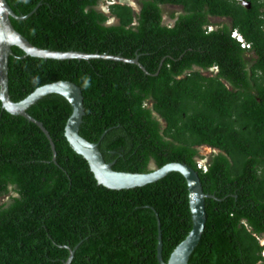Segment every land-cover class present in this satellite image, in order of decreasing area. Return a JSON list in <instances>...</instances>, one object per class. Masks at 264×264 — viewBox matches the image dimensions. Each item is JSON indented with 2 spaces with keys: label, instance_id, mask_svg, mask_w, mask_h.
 Returning <instances> with one entry per match:
<instances>
[{
  "label": "trees",
  "instance_id": "obj_1",
  "mask_svg": "<svg viewBox=\"0 0 264 264\" xmlns=\"http://www.w3.org/2000/svg\"><path fill=\"white\" fill-rule=\"evenodd\" d=\"M6 1L16 14L36 6L10 18L32 44L138 56L148 72L117 60L24 56L13 46L11 99L55 80L76 83L85 108L79 133L98 142L114 170L183 161L214 194L189 264H264V0H139L138 11L114 2L109 14L103 0ZM164 4L182 7L172 25L161 21ZM211 16L229 23L208 30ZM213 65L217 73L204 75ZM27 112L48 130L55 157L41 129L0 102V264H63L68 247L70 264H159L158 222L167 260L191 228L184 177L172 171L144 186L104 187L65 138L71 105L62 94Z\"/></svg>",
  "mask_w": 264,
  "mask_h": 264
},
{
  "label": "water",
  "instance_id": "obj_2",
  "mask_svg": "<svg viewBox=\"0 0 264 264\" xmlns=\"http://www.w3.org/2000/svg\"><path fill=\"white\" fill-rule=\"evenodd\" d=\"M243 5L249 6L248 1L238 0ZM134 6V2L122 1ZM133 2V3H132ZM36 6L27 14H16L6 0H0V102L1 107L7 112L20 115L28 121L36 124L45 134L52 151V159L55 157V147L48 130L43 123L27 112V109L38 99L50 93L62 94L71 105V112L64 125V135L72 149L80 154L87 162L97 183L109 189L120 190L144 186L153 183L172 171L179 172L185 179L188 190V203L191 212V228L186 236L176 244L170 252L167 260L161 254L162 240L158 222L156 257L159 264H189V256L198 244L206 221L205 198H215L214 194L203 190L198 172L183 161L167 162L147 172L117 171L112 168V162H106L98 148V142H91L79 133L85 108L83 95L79 85L70 80H55L37 86L29 94L20 100L11 99L8 91V59L12 54V47L17 46L29 55L43 59H108L122 62H130L138 65L145 73V67L139 62L138 56L133 58L112 54L108 52H84L80 50H54L42 48L32 44L26 37L19 33L12 25L10 18L25 19ZM105 11H107L104 8ZM207 148V147H205ZM204 149V148H203ZM208 150H212L208 148ZM68 257L63 264H70L74 254V248H69Z\"/></svg>",
  "mask_w": 264,
  "mask_h": 264
},
{
  "label": "flooded vegetation",
  "instance_id": "obj_3",
  "mask_svg": "<svg viewBox=\"0 0 264 264\" xmlns=\"http://www.w3.org/2000/svg\"><path fill=\"white\" fill-rule=\"evenodd\" d=\"M103 1H104L103 3L106 2L105 4H107V5H104V6L107 7V14H109L108 5L111 4V3L117 2V1L116 0H103ZM138 1L139 0H135V2L133 1L134 2V6L129 4L134 9V11H138L139 10V7L140 6H139V2ZM118 2L119 3H122V4H125L122 1H118ZM168 6H180V5L164 4V5L161 6V8H162V16H161L162 23L168 24V25H172L173 24V21L175 19V16H177L179 13H181L182 7L180 6L181 7L180 11L173 12L174 15L171 17V15H170L171 12L167 10ZM102 9L104 10V8H102ZM113 19H114V17L109 16V19L107 21L108 22H111V21H113ZM209 20H210V25L207 26V28H206L208 30H210L213 27H217L219 25H222V24L227 23L228 20H229V18H227V17H219V16H211V17H209ZM247 53H249V51H247L246 54ZM244 59L246 61H248L247 55H245V58ZM250 67H251V63H248L246 65V68L247 69H250ZM217 70H218L217 66L216 65H213V66L208 67L205 71H202V72H203L204 75H208L209 76V75H215L217 73ZM227 86L229 88H231V86L229 84H227Z\"/></svg>",
  "mask_w": 264,
  "mask_h": 264
},
{
  "label": "rangeland",
  "instance_id": "obj_4",
  "mask_svg": "<svg viewBox=\"0 0 264 264\" xmlns=\"http://www.w3.org/2000/svg\"><path fill=\"white\" fill-rule=\"evenodd\" d=\"M116 1L118 2V1H129V0H116ZM131 1H134L135 2V0H131ZM105 3L102 4V8H105L106 9V6H104V5H107V4H105ZM126 4H128V3H126ZM180 9H181L180 6H168V8H167V10L170 11L171 13L178 12V11H180ZM227 23H229V20H228ZM246 55L248 57V60L249 59H252L254 57V54H253L252 51H249V53H247ZM201 152H202L201 154L207 155V154L210 153V150H208V148H204V149H202ZM201 161H204V160H201ZM259 243L262 245V247H263L262 251L264 253V236H262V237L259 238Z\"/></svg>",
  "mask_w": 264,
  "mask_h": 264
},
{
  "label": "built area",
  "instance_id": "obj_5",
  "mask_svg": "<svg viewBox=\"0 0 264 264\" xmlns=\"http://www.w3.org/2000/svg\"><path fill=\"white\" fill-rule=\"evenodd\" d=\"M262 29L264 31V22L262 24ZM230 36L233 37L239 43V46L241 48L249 49L251 47L250 42L246 41L244 36L239 31H237V29H232L230 31ZM201 166H204L203 161H199V163L197 164L198 168H200Z\"/></svg>",
  "mask_w": 264,
  "mask_h": 264
}]
</instances>
